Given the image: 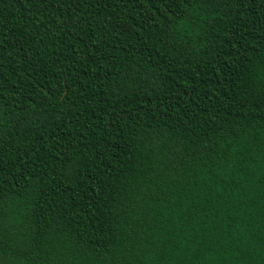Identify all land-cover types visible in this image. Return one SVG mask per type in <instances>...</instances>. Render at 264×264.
<instances>
[{"label":"trees","instance_id":"1","mask_svg":"<svg viewBox=\"0 0 264 264\" xmlns=\"http://www.w3.org/2000/svg\"><path fill=\"white\" fill-rule=\"evenodd\" d=\"M0 264H264V0H0Z\"/></svg>","mask_w":264,"mask_h":264}]
</instances>
